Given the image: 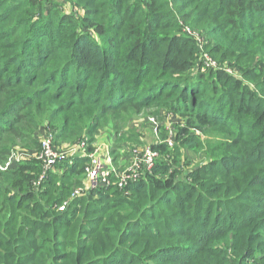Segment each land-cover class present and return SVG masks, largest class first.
I'll return each instance as SVG.
<instances>
[{
    "label": "trees",
    "instance_id": "obj_1",
    "mask_svg": "<svg viewBox=\"0 0 264 264\" xmlns=\"http://www.w3.org/2000/svg\"><path fill=\"white\" fill-rule=\"evenodd\" d=\"M45 1L0 0V164L19 142L38 152L42 127L91 154L99 131L116 135L125 113L155 107L184 118L186 140L227 132L237 155L210 157L186 181L156 162L127 195L90 192L78 231L84 199L58 207L84 187L88 158L58 165L38 187L40 164L20 162L0 173V264H264V0ZM204 53L219 69L206 71ZM229 235L241 239L232 259L214 249ZM139 240L149 248L135 251Z\"/></svg>",
    "mask_w": 264,
    "mask_h": 264
},
{
    "label": "rangeland",
    "instance_id": "obj_2",
    "mask_svg": "<svg viewBox=\"0 0 264 264\" xmlns=\"http://www.w3.org/2000/svg\"><path fill=\"white\" fill-rule=\"evenodd\" d=\"M54 1L58 2V0H46L45 3L48 4L49 2ZM187 34L193 35L194 33L192 31H187ZM205 41V37L201 39L202 44ZM202 59L206 65V71L208 70V68H212L211 65H214L219 69L217 61L208 57L206 53L203 54ZM222 71H225V73L232 76L233 78L237 76L240 77L239 72L235 73L227 63L222 65ZM252 89L255 90L254 86H252ZM256 93L261 94L258 91ZM261 98H264V95H262ZM183 119L184 118H182L177 113H173L169 110L156 107L140 112H128L127 114L125 113V120H123L124 122L121 121L123 123H121L122 128H119L120 132L114 135L112 128L110 126L106 127L103 131H99V135L96 136V141L94 142L93 147L97 153L99 151H103V154H105V158L110 157L109 160H112V165L116 170H123L128 166L133 158L139 156L140 150L148 147L151 148L156 145L160 146L163 143H167V150H165L162 154L157 152V162L164 163L170 168L175 169V171H179L180 174L177 177L181 181H186L187 176H189L188 174L192 173V171L198 172L197 170H200L202 168L204 170V165L208 163L210 157L218 158L221 156L237 155V150L236 148H234V140L229 138L227 132L223 133L219 130V132H215L209 135H201L196 134L195 131H191L188 135V139L186 140V138L183 137L181 133L182 128H184L185 125V121ZM48 133H52L54 135L55 131L48 132L45 128L42 127L34 134V138L40 143V141H42V139ZM191 139H194L196 141V144H194L193 146L190 145V141H192ZM79 144L66 145L63 141H54V145L57 148L62 149L63 151L73 148ZM170 144L172 146H170ZM16 147L17 151L14 150L11 152V154L14 153L13 161H16V157L21 153H27L30 156L34 155L35 153V147L28 143L19 142ZM24 161L25 160H23L22 162ZM0 166H2V164H0ZM1 172L2 171L0 170V173ZM205 177V179H211L213 177L217 180L221 179V177L217 176ZM83 179L86 181L87 177L85 176L83 177ZM0 187L2 189V184H0ZM3 191L1 192L4 193ZM94 198L95 197L93 195L83 197L84 201L82 202L80 207H78V211L76 214L78 216L77 223H72V227L76 228L77 231L78 222H80L81 219H85L86 217H88V214L85 215L86 212L84 211L89 210V203L93 202ZM165 209L166 214L172 211L169 206H167ZM160 211V207L155 209L153 208V210H151V214L156 215L160 213ZM156 220V217L154 219L150 217L144 219L145 223L148 224V226L153 225ZM192 227H194L197 232L202 233L207 232L209 226L203 227L199 222L193 221L190 224V228ZM59 229L63 230L64 227L59 226ZM165 236L166 235H163V238L161 240L162 243H164L165 241L169 243L171 239H166L164 238ZM182 242L183 243L180 245L185 247H189L191 244V240L187 239L186 236H183ZM141 243L142 240L137 241L133 249L137 252H142L144 251V248H149V245L146 244L147 242H143L142 244ZM240 244V238L229 235L225 238L216 239L215 248L213 246L209 249H225L226 252L224 251V253L227 254L226 259H232L233 249L236 250L240 246ZM211 259V257H205L203 260L211 261ZM213 264H223V262H214Z\"/></svg>",
    "mask_w": 264,
    "mask_h": 264
},
{
    "label": "built area",
    "instance_id": "obj_3",
    "mask_svg": "<svg viewBox=\"0 0 264 264\" xmlns=\"http://www.w3.org/2000/svg\"><path fill=\"white\" fill-rule=\"evenodd\" d=\"M191 36H195L194 34ZM202 44L201 39L198 40ZM214 66V65H211ZM215 67V66H214ZM167 144V143H166ZM170 146H172L170 144ZM87 149L86 142H81L79 145L63 151L54 145V136L48 133L42 141L38 152L30 156L27 153H21L13 161V154L10 155L8 160L0 166V170L5 172L12 169L23 160L35 159L41 166V173L39 178L35 181L34 186L38 187L41 182L48 179L50 173L56 172V167L64 163L72 164L76 157H86L89 162L85 167L86 184L82 188H75L71 192L68 201L64 202L58 207L59 212H64L68 204L74 199H78L88 193L97 189H108L110 187L116 188L118 191L127 195L128 189L133 184L145 179L147 175L151 174L158 159L157 151L150 147L144 148L139 151V156L133 160L123 170H116L112 165V160H109V165L105 169L99 170V159L97 152L94 150L91 154H85ZM19 154V153H16ZM89 185V186H87Z\"/></svg>",
    "mask_w": 264,
    "mask_h": 264
},
{
    "label": "crops",
    "instance_id": "obj_4",
    "mask_svg": "<svg viewBox=\"0 0 264 264\" xmlns=\"http://www.w3.org/2000/svg\"><path fill=\"white\" fill-rule=\"evenodd\" d=\"M103 153H104L103 151H99L96 154L97 157H98V159H99V170L105 169L109 165L108 158H105V154H103ZM84 184H86L85 180H84ZM90 192L88 193V191H86L85 195H83L82 197H80V199H82L85 196H89L88 194H90Z\"/></svg>",
    "mask_w": 264,
    "mask_h": 264
}]
</instances>
